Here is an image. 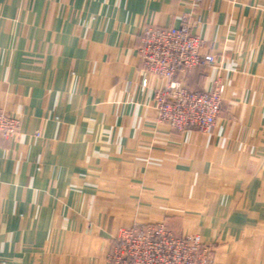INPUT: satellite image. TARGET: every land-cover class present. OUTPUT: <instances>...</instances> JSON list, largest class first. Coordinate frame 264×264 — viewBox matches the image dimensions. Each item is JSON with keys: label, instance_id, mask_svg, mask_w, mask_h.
Wrapping results in <instances>:
<instances>
[{"label": "crops", "instance_id": "1", "mask_svg": "<svg viewBox=\"0 0 264 264\" xmlns=\"http://www.w3.org/2000/svg\"><path fill=\"white\" fill-rule=\"evenodd\" d=\"M185 16L216 57L185 84L225 85L206 132L159 122L163 82L140 84L141 27ZM0 108L20 120L0 264H106L125 208L211 241L213 264H264V0H0Z\"/></svg>", "mask_w": 264, "mask_h": 264}, {"label": "built area", "instance_id": "2", "mask_svg": "<svg viewBox=\"0 0 264 264\" xmlns=\"http://www.w3.org/2000/svg\"><path fill=\"white\" fill-rule=\"evenodd\" d=\"M199 22L198 16H185L176 26L145 24L138 35L137 51L143 72L140 84L147 86L148 76L163 82L154 89L156 118L179 132L208 131L221 112L224 97L225 85L218 78L209 90L184 82L194 68L216 61L213 54L201 52L204 40L192 31ZM19 128V118L0 109V138L15 139ZM129 237L136 242L135 256L145 254V264H199L187 256L190 249H198L197 242L190 244L188 238L174 236L162 223L134 227ZM124 256L122 263L117 260L115 264H140L131 252L119 258Z\"/></svg>", "mask_w": 264, "mask_h": 264}, {"label": "rangeland", "instance_id": "3", "mask_svg": "<svg viewBox=\"0 0 264 264\" xmlns=\"http://www.w3.org/2000/svg\"><path fill=\"white\" fill-rule=\"evenodd\" d=\"M130 211H131V208H125L124 210L125 213L127 212L126 214L129 213L126 216V218H128V221L130 222V224L118 229L117 232L115 233L114 238H112L110 242H108L107 244V252L105 256L106 264H115L117 260H119L120 263H122L126 256H124L123 258H119V257L121 255L128 254L129 252H131L132 255L135 256L134 248H135L136 242H134V240H132V238L129 237V233L134 227H137V226L141 227L146 224L151 226L152 224L156 225L159 223H162L169 231L172 232L174 236L186 237L188 238V241L190 244H192L195 241L197 242L196 244H198V249L196 251L190 249L189 250L190 253L187 254L189 258L196 260V262L199 264H213L214 248H213V243L211 241L202 240L199 234H196V233L186 234L183 232H179V230H176L169 221H166L164 219L165 217H162V218H154V217L144 218L143 217L141 219L137 218V220L135 219L132 220L134 217H132V214L130 213ZM109 212L113 218H116L117 213H116L115 205L109 208ZM135 259L136 261L138 260L140 264H143L146 260L145 254L143 253L139 257L135 256ZM130 264H132V262Z\"/></svg>", "mask_w": 264, "mask_h": 264}]
</instances>
